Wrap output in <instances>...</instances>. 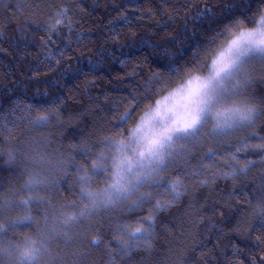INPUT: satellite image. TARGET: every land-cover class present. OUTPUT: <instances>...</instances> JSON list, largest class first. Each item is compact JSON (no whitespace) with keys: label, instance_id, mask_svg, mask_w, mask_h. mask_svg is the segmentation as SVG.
Returning a JSON list of instances; mask_svg holds the SVG:
<instances>
[{"label":"trees","instance_id":"obj_1","mask_svg":"<svg viewBox=\"0 0 264 264\" xmlns=\"http://www.w3.org/2000/svg\"><path fill=\"white\" fill-rule=\"evenodd\" d=\"M230 3L231 0H0L2 198L9 199L10 190L19 191L27 171L41 170L33 158L44 154L53 163L64 161L68 175L64 176L63 170L56 174L63 176L56 193L41 191L34 195L50 197L49 213L71 214L70 205L79 195V188H74L77 173L72 160L82 163L80 150L105 136L119 138L143 110L180 82L174 77L171 83L158 88L152 99L133 113L124 129L113 131L112 125L129 107L131 94H139L152 74L162 70L166 59L163 53L185 50L188 54L181 64L194 71L191 52L196 50L197 42L203 45L218 25L223 27L212 19V13L222 16ZM205 7L211 12L200 18ZM62 10L65 15L59 16ZM240 11H245L243 6ZM262 11L264 5H254L248 16H258ZM122 14L130 18V24L118 19ZM234 15L236 18L227 23L235 24L237 29L250 26L244 17ZM57 18L63 23L56 24ZM121 46L125 53L133 54L121 56ZM102 48L115 51L119 59L100 60ZM139 48L144 51H136ZM49 52L63 56L58 63H49ZM89 60L96 64V70L78 73L76 69H86ZM247 73L249 83L243 98H255L251 104L254 108L264 107L259 103L264 98V61H251ZM37 102H42L46 111L55 110L47 124L39 128L33 127L38 113L27 111ZM28 115L32 120L26 118ZM208 127L210 130L211 125ZM207 131L198 140L181 145L188 151L174 158L172 166L160 174L168 183L183 181L180 190L184 195L167 210L155 214L154 238L141 241V247L113 262L112 257L120 251L108 247L118 242L112 236L114 223L129 214L126 208L123 212H101L75 226L70 246L53 244L61 264H264V217L253 211L264 206V150L256 147L264 144V114L254 127L238 129L227 136L209 137ZM210 151L216 153L211 160ZM10 153L14 154L11 162ZM233 171L235 175L221 178V174ZM206 180L209 183L202 186ZM103 184L101 180L100 186ZM141 191L151 197L162 191L160 201H169L164 184ZM154 208L155 203H145L144 210L135 215L147 216ZM38 222L43 223V212ZM33 234L29 230L17 239ZM94 240L102 243L93 247Z\"/></svg>","mask_w":264,"mask_h":264},{"label":"snow or ice","instance_id":"obj_2","mask_svg":"<svg viewBox=\"0 0 264 264\" xmlns=\"http://www.w3.org/2000/svg\"><path fill=\"white\" fill-rule=\"evenodd\" d=\"M185 3H191V0H185ZM254 5H264V0H231L222 16L212 13V19L218 20L223 27L218 25L203 45L199 42L195 45L196 50L191 52L194 71L181 64L188 54L185 50L181 49L178 54L163 53L166 59L161 64L162 70L152 74L139 94H131L129 107L112 125L113 131L124 129L133 113L146 100H151L158 88L171 83L174 77L180 78V83L167 95L156 99L132 128L120 132L119 138L105 136L80 150L83 162L77 163L75 159L71 162L77 173L74 188H79L78 198L70 205L71 214L59 212L57 216L49 213L50 197L34 195L41 191L56 193L63 179L56 174L63 170L64 176L68 175L67 164L64 161L53 163L44 154H38L39 159L33 158L41 170L27 171L24 185L18 192L10 190L9 199H3L0 193V264H42V261L45 264H61V260L50 251L54 242L60 239L68 242L72 238V229L78 223L95 218L101 212L109 213L117 209L123 212L126 208L129 215L114 223L112 236L118 242L115 245L109 243L108 247L120 251L112 257L113 262L132 249L141 247V241L154 238L155 214L167 210L172 202H178L184 195L180 190L183 181L168 183L160 176L172 166L174 158L188 151L181 145L198 140L206 130L209 137H222L238 129L254 127L259 116L264 114V107L258 109L251 106L256 102L255 98H243L249 83L245 78L248 75L247 65L253 60L264 61V11L249 17L248 12L253 10ZM241 6L245 11H240ZM209 12L211 10L205 7L200 18ZM234 13L244 17L250 26L237 29L235 24L227 23L230 18H236ZM63 15L65 12L62 10L59 16ZM118 19L131 23L127 15L122 14ZM55 23L62 24L63 21L57 18ZM50 28L55 31L54 25ZM144 43L147 46L148 42ZM122 49L123 46L121 56L133 54ZM98 55L100 60L119 59L115 51L109 52L107 48H102ZM62 56L63 53L58 56L56 52H49L46 59L49 63H58ZM85 70L95 71L96 64L89 60L86 69H76L78 73ZM259 103L264 106V98H260ZM27 111L38 113L33 120V127L36 128L46 125L55 112L54 109L46 111L42 102L29 105ZM26 118L32 120L31 115ZM256 147L264 150V144ZM13 155L9 154V162ZM215 155L210 151L208 159ZM261 155L264 156V151ZM233 175L235 171L221 174V178ZM101 180L104 181L102 187ZM207 183L209 181H202L201 185ZM160 184L166 185L168 202L160 201L159 198L164 195L162 191L157 192L155 197L141 191ZM145 203H155L152 213L136 217L137 212L144 210ZM253 211L264 217V206H257ZM41 212L43 223L39 224ZM29 230L34 234L17 239ZM100 243L101 240H94L92 245L98 247Z\"/></svg>","mask_w":264,"mask_h":264},{"label":"rangeland","instance_id":"obj_3","mask_svg":"<svg viewBox=\"0 0 264 264\" xmlns=\"http://www.w3.org/2000/svg\"><path fill=\"white\" fill-rule=\"evenodd\" d=\"M240 28H241V27H240ZM238 29H239V28H238ZM179 83H180V82H179ZM177 84H178V83H177ZM175 85H176V84H175ZM175 85H174L172 88H174ZM172 88H171V89H172ZM171 89H168V90L165 92V94H163L162 96L167 95L168 92H169ZM162 96H161V97H162ZM159 98H160V97H159ZM159 98H158V99H159ZM154 103H155V101H154L150 106H153ZM150 106H148L145 110H143V111L139 114L138 118H139V117H140L145 111H147L148 108H149ZM138 118H137V120H138ZM137 120H136V122H137ZM136 122H135V124H136ZM135 124H133V126H134ZM133 126H132V127H133ZM132 127H131V128H132ZM189 142H190V141H188V142H184L182 145L188 144ZM75 229H76V227L72 229V238H71L68 242H65L63 239H60V240L54 242L53 244H59V245H61L63 248H66V247L70 246L71 243L73 242V239L75 238ZM53 244H52V246H51V248H50V251L52 252V255L55 256V255H54L55 253L53 252V249H52ZM42 264H45V262L42 261Z\"/></svg>","mask_w":264,"mask_h":264}]
</instances>
